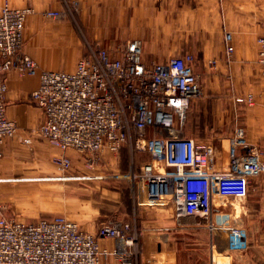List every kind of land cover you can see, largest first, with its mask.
Instances as JSON below:
<instances>
[{
  "label": "built area",
  "instance_id": "obj_1",
  "mask_svg": "<svg viewBox=\"0 0 264 264\" xmlns=\"http://www.w3.org/2000/svg\"><path fill=\"white\" fill-rule=\"evenodd\" d=\"M30 12V8L7 3L0 10V158L5 141L17 133L15 122L7 117L4 75L9 70L39 73L37 62L24 51ZM61 14L49 11L46 16ZM142 48L141 40H132L120 57L112 58L106 48L92 45L74 71H41L40 85L30 96L45 113L37 134L60 149L54 163L64 174L72 167L69 150L83 156L88 169L94 167L98 155L105 151L115 154L125 144L132 152H148L153 161L128 177L140 189H147L149 202L168 199L178 212L206 221L214 239L218 229L225 230L231 251H246L248 229L229 219L215 222L213 215L218 199H246L251 177L264 174L258 148L248 142L243 128H237L229 139L231 169L214 171L216 148L184 133L191 100L202 91L194 56L148 65ZM225 49L230 58L234 53L230 32L225 33ZM257 61L264 94V33L257 40ZM210 65L216 66V61ZM237 101L256 104L252 93ZM23 142L30 144L31 140ZM129 231L130 226L118 220L102 223L97 234H92L66 217L28 223L1 216L0 264H105L102 256L109 251L101 248L100 239L124 245L122 254L132 264L135 253L131 256L126 250L138 247L137 237L129 236Z\"/></svg>",
  "mask_w": 264,
  "mask_h": 264
},
{
  "label": "crops",
  "instance_id": "obj_2",
  "mask_svg": "<svg viewBox=\"0 0 264 264\" xmlns=\"http://www.w3.org/2000/svg\"><path fill=\"white\" fill-rule=\"evenodd\" d=\"M75 2L78 4L76 15H61L57 19L58 22L44 24V14L51 10L58 11L62 7L60 0H0V10L7 3L14 8H30L36 12L29 15L25 22L24 51L39 66V73L36 75H24L17 70H9L4 75L7 85L5 95L7 117L15 122L17 133L5 141L4 156L0 159V204H5L0 206V217L8 215L6 217L9 219L28 223H31L30 219L38 217H40L38 220H52L53 214L57 213L52 210L39 209L36 214H27V210L24 213L16 209L15 200L20 194H16L15 185L25 182L51 183L49 186L52 187V184H56L60 187L61 198L62 184L69 181V178L64 177L67 174L62 173L54 163V159L62 153L60 149L39 139L37 130L45 121V113L30 96L40 85L41 71L72 72L79 60L89 55V53L82 55L85 48L72 23L113 24L117 32L109 41L87 26L88 40L103 44L112 58L120 57V51L127 42L138 39L143 43V55L144 52L150 55H162L167 52H187L195 55L194 71L199 77L202 91L191 100L184 133L198 143L213 145L216 148L214 171L230 170L229 139L235 130L231 131L228 126L224 128L223 116L218 112L221 111L218 103L232 101L241 104L237 101L240 95H230L228 91H222L219 85L226 79L229 69L232 73L246 72L258 65L260 70L254 41L250 45L247 43L246 47L239 41L253 38L254 34H249L253 32V26L251 32L238 30V23L243 18L236 9L238 0H75ZM248 5L249 2L246 3V6ZM159 23H166L165 29L168 31L166 46L155 43L153 35L146 36L147 31L158 30ZM175 23H190L191 29L195 32L183 37L182 48L177 45L179 42L175 43L170 36L171 31H174L171 24ZM226 32H230L234 40V53L231 59L227 58L223 42ZM212 60L217 61L216 66L210 65ZM258 127V131L247 130L246 137L251 145L258 148L264 159L262 145L264 126L261 121L258 122ZM26 138L31 140L30 144L23 142ZM128 148L131 152L130 146H123L121 150L128 151ZM135 153L137 170L132 169L125 178L136 191L133 196L134 198L137 196L139 207L122 208L114 210L111 214L116 216L118 221L130 225L129 236L137 237L140 258L135 264H146L150 261H156L158 264H264V218L250 217V221L246 220L245 216L248 217V213H252L247 209L242 211L244 218L238 221L235 220L238 211L228 210L219 204L213 215L215 222L229 219L245 226L249 232V248L244 252L231 251L228 248L225 230L218 229L214 239L206 221L187 217L184 213L178 212L168 199L154 204L149 202L147 189H140L128 175L139 172L142 166L153 161V158L148 152ZM261 176L251 177L250 180L262 181ZM76 178L79 177H73ZM46 185L43 191L47 198L49 196L45 194ZM8 211H11L10 214ZM12 213L16 216L11 217ZM62 213L66 215L65 217L69 215L66 212ZM31 214L36 216L31 217ZM99 220L101 219L96 217L90 223L83 224L80 221L77 223L84 232L97 234ZM100 245L102 249L109 251L108 255L102 256L105 264H128L126 255L122 254L125 251L124 245L117 244L112 239H100Z\"/></svg>",
  "mask_w": 264,
  "mask_h": 264
},
{
  "label": "rangeland",
  "instance_id": "obj_3",
  "mask_svg": "<svg viewBox=\"0 0 264 264\" xmlns=\"http://www.w3.org/2000/svg\"><path fill=\"white\" fill-rule=\"evenodd\" d=\"M62 7L58 11L61 12V15L74 16L77 14L78 4L75 0H60ZM249 2V5L246 6V3ZM243 4L245 6H241ZM238 12L243 16L238 23V30H246L251 32L253 26V32L249 34H254L253 38H244L239 39L242 43V46L246 47L249 43L254 41V47L257 55V40L258 37L264 33V0H238L236 6ZM52 11V10H51ZM49 12V11H47ZM46 12V13H47ZM36 12L31 9L29 15H33ZM44 14L43 21L44 24L49 22H58V17H49ZM28 15V16H29ZM52 18H56L55 20ZM74 28L78 31L81 41L84 45L85 51L82 55L89 53V47L100 45L99 42H91L87 38V26L90 30L98 32L99 36L103 35V39L106 38L107 41L112 40L113 36L117 32L116 27L113 24H82V23H72ZM223 24V22H222ZM158 30H150L146 32V36H154L155 43L159 45H167L168 31L165 29L166 23H159ZM174 26V31H171V39H174V42L182 48L183 37L186 35L194 34L195 32L191 29L192 24L187 23H175L171 24ZM187 25V28H185ZM173 37V38H172ZM140 40V39H138ZM171 40V41H172ZM196 41V40H194ZM234 41V40H233ZM142 42V40H141ZM197 42V41H196ZM225 44V33L224 40ZM143 45V43H142ZM176 45V44H175ZM178 46V47H179ZM187 52H176V53H165L162 55H150L144 52L143 60L149 65L152 62H165L171 58H180L187 55ZM192 54V53H189ZM193 55V54H192ZM194 59L196 58L195 55ZM231 59V57H227ZM213 59V58H212ZM151 61V62H150ZM213 61V60H212ZM216 61V60H214ZM217 65V61H216ZM231 74V75H230ZM233 74V75H232ZM225 80L219 85L224 92H229L231 94L240 95L239 97H244L247 94L252 93L256 99V104L250 106L246 103H234V102H223L218 103V108H221V112L224 119V128L228 126L231 131L236 130L237 128H243L245 131L252 130L258 131V122L261 121L264 126V94H263V82L261 73L258 65L256 68L247 70L246 72L235 71L232 73L230 71L225 76ZM202 88V87H201ZM247 135V134H246ZM256 136L258 133L256 132ZM264 146V135H262ZM39 139L47 142L39 136ZM52 145V144H50ZM53 146V145H52ZM124 146H130L125 144ZM261 148V147H260ZM136 151L131 152L122 149L117 153H110L105 151L98 155V158L92 169H88L86 166V160L73 150H69L67 155L72 160V167L65 172V177L69 178L67 182H64L63 185V197H59L60 187L56 184H52V187L49 186L51 183H28L25 184L16 183V194H20L15 200V208L21 210L25 213H34L36 214L40 210H52L57 212L53 214L55 217H65L66 215L62 212H66L69 220L80 221L83 224L87 222H92L96 217L99 220L98 224L101 225L104 222H109L111 220H118L116 216H111L114 210H121L122 208H132L139 207L137 196H133L134 189L132 184L125 178V175L130 173L132 169L137 170L135 153ZM4 156V153H3ZM2 156V157H3ZM148 157L146 155H143ZM2 157L0 159H2ZM74 159V160H73ZM264 160V159H263ZM73 171V172H72ZM72 172V173H71ZM74 174V175H73ZM73 177H79L73 179ZM93 177V178H91ZM262 181H252L249 182V193L246 199H227L220 200L218 199V205L220 204L228 210H235L236 218L238 221L244 218L242 211L250 210L252 213H248V217L245 216L246 220L251 218L263 219L264 218V174H262ZM73 179V180H72ZM46 186V195L49 196L46 198L44 195L43 188ZM137 185V184H136ZM136 189V188H135ZM136 192V191H135ZM221 202V203H220ZM5 204H0L4 206ZM42 208V209H41ZM245 208V209H244ZM57 209V211H56ZM5 211V210H4ZM7 211V210H6ZM11 211H8L10 214ZM23 213V214H24ZM31 214V217L36 215ZM6 217L8 215H2ZM14 213L11 214V217H15ZM42 217V216H41ZM30 219L29 222L38 220ZM44 218V217H43ZM13 219V218H12ZM240 224V223H239ZM98 225V226H99ZM130 226V225H129ZM98 230V229H97ZM96 234V233H95ZM128 248L126 252L128 255L133 256L132 264H135L136 261L140 258L139 248ZM135 249V250H134ZM138 251V252H137ZM137 252V254H136Z\"/></svg>",
  "mask_w": 264,
  "mask_h": 264
},
{
  "label": "trees",
  "instance_id": "obj_4",
  "mask_svg": "<svg viewBox=\"0 0 264 264\" xmlns=\"http://www.w3.org/2000/svg\"><path fill=\"white\" fill-rule=\"evenodd\" d=\"M189 109V108H188ZM187 112H188V110H187ZM186 118H187V114H186ZM185 123H186V121H185Z\"/></svg>",
  "mask_w": 264,
  "mask_h": 264
}]
</instances>
